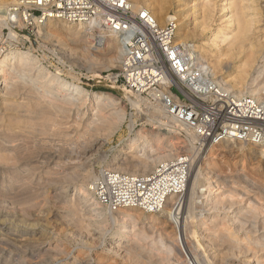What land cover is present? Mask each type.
I'll return each instance as SVG.
<instances>
[{
    "label": "bare ground",
    "instance_id": "6f19581e",
    "mask_svg": "<svg viewBox=\"0 0 264 264\" xmlns=\"http://www.w3.org/2000/svg\"><path fill=\"white\" fill-rule=\"evenodd\" d=\"M15 1L16 0H12V2ZM129 1L135 9H149L156 16L158 24L160 25L163 24L159 21L158 15H161L166 22L175 20L177 25L175 42L181 44L184 54L193 58V60L196 59L200 67L214 77L223 89L233 93L235 96L250 95L256 100L264 103V41L260 43L251 42L249 51L245 55L241 54L246 51L242 49V45L244 44L241 42L237 44V40L242 41L239 37L235 39V43L232 44L233 46L214 50L212 48L219 45L221 40L224 42L228 39V36H225L224 28H220L212 39H208L206 44H189L188 38L191 36V29L188 28V25H183L182 23L183 13L180 5L183 0H176L177 5L174 13L169 12L171 6L170 0ZM242 24L244 25V23H241L240 28L243 29L245 33L249 29V23L244 25L247 31H245ZM3 25H5V23H1L0 32ZM37 32L38 35L40 34L45 40L55 38L65 52L77 56L79 60L78 63L83 64V66L85 65L88 71L93 72L95 75L100 74L104 69L119 66L122 60L123 47L120 37L103 28L94 29L81 23H70L55 18H49L44 24L38 27ZM10 35L16 37L17 41L23 40V37L19 35L17 31L11 30ZM222 36L223 38H221ZM239 44L242 45L238 46ZM34 50L35 48L33 46L29 47L28 50L14 48L4 54L0 59V89H4L1 95L2 103H0V202L8 201L12 204H21L22 206V209L18 206L20 209L18 217L16 213L14 215L2 213V215H6L5 220L10 216V218L14 220L17 218H19L18 220L21 219L20 222L22 223L29 221V223L25 224H30V230H32L31 234L27 235L29 230L24 232L23 228L19 229L20 224H18V222L16 228L11 224L8 225L5 222H0V264H49L53 259L62 262L69 257H72L73 261L68 264H92L90 260H83L81 256L78 257L75 255L72 249L69 250L70 247L68 248L66 246L67 243H62L63 245L61 243H56L54 245L46 243L47 240L43 243L42 241L46 237H43L41 232L39 233L41 236L37 237V235H39L37 234L38 227H40L39 229L43 228V230L44 228L51 229L49 224H52L53 221H51V218L54 216H49L50 214L48 212V215L44 214V216H42L43 211L41 208V211L34 212L33 210H35V208L32 207L36 206L38 203L35 202V205H33V203L35 200L39 201L38 198L34 197L35 195L32 196L35 192L31 191L33 193L30 195L29 193L22 195L20 191L21 189L27 190L29 188V181L32 180H30V177H32L31 174H34L31 173L33 172L31 171V162L37 163L45 159L49 161V159L53 158L55 155L54 152H51L53 149L56 152L61 150L62 152L65 150L69 151L70 155L73 156V152L78 148L76 145L78 146L82 141L78 142L79 137L75 131L70 130L69 132L65 130V128L74 124L70 126H68V124L64 127V123L66 124V122L63 121L71 117V110L73 107L80 106L81 103H83L81 101L82 99L84 102L85 99H88L95 104L93 113L91 112L93 120L89 121V119L87 124L88 131L94 132L100 127L98 126L100 124L108 129H117L125 120V106H118L120 100L115 93L102 90L89 92L80 84L79 77H77L72 70L70 72L71 76H68L71 80L66 78L67 76H62V70L57 72L49 70L40 62L39 58L34 54ZM237 50H239V52H237ZM228 56H231L235 60L236 64L233 67V71L228 74L227 78L226 76L218 78V72L222 69L224 58ZM65 57L70 61L73 58L70 59L68 55ZM256 62L257 67H255L256 69L253 71ZM22 93L25 95L22 101L21 99H19L20 101L14 99L18 95H22ZM123 94L126 96L131 106L136 109V117H147L146 121L150 122L153 128L145 129L144 126H142L139 130L135 131L137 119L132 116L127 125L130 129V135L121 140V148L112 157L108 155L101 157L100 162L105 166V169H113L133 175H145L157 172L161 165H165L168 162L181 159V157L187 158L190 162L191 176L184 194L182 220L180 221V235L177 226L174 225L175 232L173 231V239L176 241V244L165 239L160 231V233L157 234V230L163 227L165 219L171 221L172 224L174 223L173 208L177 196H169L162 208L158 211L144 210L140 207H126L118 211L108 212V209L94 198L90 190L91 184L96 180L100 171L103 170L101 168L98 174L94 170H88L83 174V182L77 189L82 192V196L79 197L78 200L70 199L71 201L65 204L63 203L64 208H66V220L60 224L63 226V228L60 226V234L68 239L84 242V229L88 232L87 234L89 237L95 236L94 233H91L92 226L94 225L93 222H110L115 226V230L108 238L110 240L107 239V247L110 251L115 252L122 258L130 259L132 264H163V259H166L164 258L165 255L171 258L172 256L170 255L174 254L179 260L183 259L180 258L183 252L189 255L187 264H205V262H209V264H225L232 256H247L250 249H255V247L253 245H248V247L245 248L239 244L238 246L240 247L236 246L235 243H239L240 240L238 242L234 241V243L235 234L227 229L225 225L219 226V224H216V229L213 230L211 237H205L206 239L203 244L207 246L206 249H208V251L213 252V256H207L206 260L202 259L200 251L194 250V246L191 247L192 243L189 244L191 247L190 251L194 250V254L191 256L188 253L189 248L185 246L184 236L185 239H190L194 235H197V232L193 231L195 221L197 220V227L201 228L206 223V220L209 219V217H206L203 213H198L199 215H197V198L204 197L207 202L210 201V206L208 205L210 209L214 206V208H216L217 202L222 198L220 196L226 193V191H229L226 187L228 188L230 183L238 182L235 180L236 178L232 180H224L222 178L221 180L222 176L218 172L222 171L220 172L222 174L226 164H221L217 169L214 168L213 163L218 159V155L220 154L218 153L219 148H215L216 144H233L240 151L243 150L244 146L250 148V150H252L251 154L254 157V162L251 161L252 165L258 164L261 158H264V148L236 139H225L218 143L207 142L201 144L198 136L193 130L170 117L162 106L147 102L142 97L130 94L125 90ZM76 114L74 115L76 116ZM79 117L80 120H82V117ZM76 118H78V116ZM76 123H78V121ZM51 131L57 132L56 134L61 138L59 139L62 141V146L58 144L59 141L57 142V140L54 146L53 144L51 147L47 146L52 138L48 140V137L46 139L45 136ZM134 131L135 133L132 135L131 133ZM31 133L32 135H30ZM182 134L187 135L186 139H184L185 151H183V149L180 150L182 147L178 146V140H175L177 136L179 137V135ZM86 140L87 139H85V143L88 141ZM89 142L86 144L90 145L93 141L91 140V143ZM91 147L87 146L84 148V153L86 154ZM54 160L59 161L60 159ZM72 161L73 159L69 162L67 161V163L72 164ZM63 164L65 167L66 161L65 163L63 162ZM216 165H218V163ZM55 166L58 168L57 165ZM55 166L53 167L56 168ZM71 167L72 168H69L71 171L68 169L63 171L60 170L61 172L58 173L56 172L57 176L62 175L69 179L76 177L78 174L76 170L78 169H76L75 166ZM51 168L52 167L49 169L51 170ZM50 170H48V172H50ZM253 174L249 173V171H238L233 175L239 180L243 179L251 183L254 188L252 191H261L262 185L258 182L260 179L257 181L255 179L256 176ZM52 175L53 179H57L55 174ZM54 176H56V178H54ZM219 182L222 183L221 186L224 185L221 190L220 187H218ZM224 182H229V184H223ZM16 186L19 188L17 189L18 191L16 190ZM238 186L242 190L248 189V185L241 184L240 182ZM236 187L230 188L236 191L238 190ZM37 188L38 186L35 189ZM263 188L262 190H264ZM31 189L33 188L31 187ZM250 189L252 188L249 187L248 191H250ZM38 191L40 192L41 189ZM188 195L190 197L189 199H191L190 202H187L188 200L186 201ZM41 197L44 199L46 196H39V198ZM257 202H254L253 205H256ZM82 204L90 208L86 210ZM250 204H252V202ZM254 208L259 209V207L253 206V209ZM34 215L39 218L32 219L31 217H34ZM56 216L55 219H57ZM31 219L34 222H31ZM0 220H2V218ZM183 225L184 236L182 232ZM254 226L256 228V224ZM224 228L229 230L230 236L234 234L233 239L230 237L232 241L229 239V236H226L227 233H222ZM255 230L256 232L258 231V229ZM256 232L254 231L253 233ZM258 237V240L255 239V241H258L256 244L260 243L258 244L260 245L259 251H264V230ZM99 238L100 236L94 237L92 240L93 243ZM91 239H89L90 242H92ZM86 242L87 241L84 243ZM187 242L190 241L187 240ZM157 251L160 254L158 255L163 259L161 258L160 260L154 257L155 254V256H157ZM203 252L206 253L204 249ZM179 255L181 256L179 257ZM242 259L244 261V258H241V260ZM170 260H172V258ZM255 261L251 264H264V255L258 256L257 262ZM107 262L108 259L104 260L102 263ZM182 263V261H178L176 264Z\"/></svg>",
    "mask_w": 264,
    "mask_h": 264
},
{
    "label": "built area",
    "instance_id": "2783aa9c",
    "mask_svg": "<svg viewBox=\"0 0 264 264\" xmlns=\"http://www.w3.org/2000/svg\"><path fill=\"white\" fill-rule=\"evenodd\" d=\"M49 18L106 29L120 37L123 47L120 65L95 75L76 72L64 53L37 44L34 53L49 70H62V76L72 70L87 86L125 90L160 105L193 130L201 144L236 139L264 148L263 105L250 95L226 91L196 60L186 56L182 45L175 42V20L160 25L149 9H135L129 0H0V25L5 23L0 32V59L14 48L26 49L28 43L37 42V29ZM11 30L24 42L11 36ZM158 169L133 175L106 168L90 190L109 211L126 207L158 211L169 196L176 195L173 224L180 235L190 162L181 157Z\"/></svg>",
    "mask_w": 264,
    "mask_h": 264
},
{
    "label": "rangeland",
    "instance_id": "374dc122",
    "mask_svg": "<svg viewBox=\"0 0 264 264\" xmlns=\"http://www.w3.org/2000/svg\"><path fill=\"white\" fill-rule=\"evenodd\" d=\"M10 1H12V0H10ZM170 3H171V6L169 8V12L174 13V10H175L176 5H177V1L176 0H170ZM235 3H236V5H235ZM180 7H181V11L183 13L182 23H183V25H185V24L188 25V28L191 29V36L188 38L189 44H192V43H194V44H199V43L206 44L208 39L209 38L212 39L214 37V35L216 34L217 30L220 28H224L225 36H228V39L224 42L221 40L219 45L212 48L214 50H218L220 48H228V47L233 46L232 44L235 43V39L236 38L238 39V37H239V39H241L242 41L237 40V44L239 42L244 44V45L239 44L238 46L242 45V49L246 50L243 53H241L242 55H245L249 51V47H250L251 42L260 43V42L264 41V0H183ZM158 19L161 22V24H163V25L167 23L165 21V19L161 17V15H158ZM241 23H244V25L249 23L248 31H247V29H245L244 25L242 24L245 31H247V32L244 33V30L240 28ZM221 38H223V36ZM177 41H179V40H177ZM37 44H39V45L43 44V46L47 45L48 47H51L53 49L55 47L56 50H59L60 52L64 53L65 56L68 55L70 59L73 57L70 61L73 65L72 64H70V65L75 67L76 72L84 71V70L88 71V68H86L85 65L83 66V64L78 63L79 60H78L77 56L70 55L69 53L65 52V50L61 47V45L56 41L55 38L50 39V40H45L39 34V37L37 38V42L33 41V45H30V43H28L26 45V49H21V48H18V49L28 50L29 47H32V46L36 47ZM237 52H239V50H237ZM66 53H67V55H66ZM66 59H68V58H66ZM194 60H196V59H194ZM235 64L236 63H235L234 58H232L231 56L225 57L224 63L222 65V69H220V71L218 72V78H221L224 76H226V78H227L228 74L231 71H233V67L235 66ZM256 64H257V62L255 63V65ZM43 65L46 67L45 64H43ZM115 67H110V68H107L104 70L107 71V70L115 68ZM255 67H257V65L254 66L253 71H255V69H256ZM104 70H102V71H104ZM53 72H56V71H53ZM91 73H93V72H91ZM65 74H66V76H69L71 73L69 71H65ZM74 74L77 77H79V73H74ZM66 78L70 79V77H66ZM80 84L84 88H86L89 92L90 91L91 92L92 91H100V90L111 92L110 90H105L102 87L97 86V85L92 86L93 85L92 83H88L90 85L87 86V81H84V83H83L84 85L82 84V82H80ZM1 89H0V103H2L1 95L4 92V89H2V90ZM118 90L119 91H117V92L115 91L112 93H115L119 97L120 101L118 103V106H121V107H122V105L125 106L124 107L125 108V120L119 125L120 128L118 127L117 129H114V128L108 129L104 125L102 126V124H100V125H98L100 127L96 129V132L88 131L87 124L89 121L93 120L92 119L93 116H92L91 112L93 113V108L95 107V104L90 102L88 99H85V102L82 99L81 101L84 104L81 103V105L83 104L82 106L80 105V106L73 107V109L71 110L72 111L71 117L68 119L66 118V120H64L63 122H66V124L64 123V127H65V125H68V124H69L68 126H70L71 124H74V125H71L70 127L66 126L69 129L65 128V130L69 131V132H70V130L75 131L78 134L77 136L79 137L78 138L79 141L78 140L77 141L83 142V140H84V142H83L84 144L82 142H81V144H83V145L77 143L78 146L76 145V147H78V148H76V150L73 152L74 153L73 156L70 155L69 151L65 150L62 152V150H61L59 152H56L53 149V150H51V152H54L55 155L53 158L49 159V161H47L48 159H45L46 161L44 159H41V160H44L45 162L44 161H38L37 163L34 162L36 164L31 162V164H30L31 171H33L31 173H34V174L33 175L31 174V176L33 178L30 177V180L31 179L32 180L29 181L30 184L29 183L28 184L33 189H31V187L28 185V187H29L28 189L30 191L27 189L28 190V192H27L26 189L25 190L21 189V191H24L25 194H24V192L20 191V193L22 195H26L28 193L30 195L33 192L36 193V194L35 193L32 194V196L35 195L34 197L38 198V200H39V201L35 200L33 203V205L38 203L36 206L32 207V208H35V210H33L34 212L41 211V209H42V211H43L42 216H44V214L46 215L47 212L50 214L49 216H52V215L54 216L51 218V221H53L52 224L51 225L49 224V226L51 228L50 230H49V228L48 229L44 228V230H43V228L39 229L40 227L37 228V234H39L41 232V235H43V237L44 236L46 237V238H44V240L42 242L44 243V241L47 240L46 243H49V244L51 243L54 245L56 243H61V244L67 243L66 246L68 248L70 247L69 250L72 249V251L75 252V255H77L78 257L81 256L82 258L81 257L80 258L83 260L84 259L90 260L92 264H132V262L130 259L122 258L121 256L117 255L115 252L110 251L109 248L107 247V242H108V240H110L108 238L110 237V235L115 230V228H114L115 226L110 222H107V223L106 222L105 223H101V222L99 223V221H98V223L93 222L94 225L92 226L91 233H94L95 236H92V237H89L87 234L88 232H86V230L84 229V232H83L84 235L83 236L85 237L84 242L87 241L86 243H84L83 241L81 242V241H74L72 239H68L64 235L60 234L61 227L63 228V226L60 224L66 220V217H65L66 216V208H64L63 203L65 204L66 202L71 201L72 199L78 200V198L82 196L81 195L82 192L77 190V189L79 186H81V184L83 182L82 181L83 180L82 179L83 174H85L88 170H94L98 174V172L101 169H105L104 168L105 166L100 162L101 157H103L105 155L112 157L121 148V146H122L121 140L124 138H127L130 135V129L127 125L129 124L130 118L132 116H134V118L137 119L135 131L139 130L142 126H144L145 129H152L153 128L152 124L150 122L146 121L147 117H145V116L136 117V109L133 108L131 106V104L127 101L126 96L123 94V90H121V89H118ZM23 91H25V90H23ZM23 93H25V92H23ZM23 93H22V95L20 94L17 97H15L14 99H16L18 101H20L19 99H21V101H22L24 99L23 97L25 96ZM259 102L264 106L263 102H261V101H259ZM84 113H85L86 117H85ZM74 114H76V116ZM73 116H74V118H73ZM77 116H78V118H76ZM79 116L82 117L81 119L83 121L80 120ZM75 119H77V120H75ZM73 120H75V121H73ZM68 121H70V122L73 121V122L70 123ZM77 121H78V123H76ZM144 121H146V122H144ZM135 131L132 132L131 134L133 135L135 133ZM51 132H53V133H51ZM51 132H50L51 134L49 133V134H47L48 136L47 135L45 136L46 139L48 137V140L52 138L50 140V143L51 142L52 143L51 144L49 143V145H47V146L51 147L52 144L54 146V144H56L58 141H59L58 144L60 146H62L61 145L62 141L60 140L61 138L59 137L58 134H56L57 132H55V131H51ZM75 132H72V133H75ZM30 135H32V133ZM55 136H56V138H55ZM186 136L187 135L182 134V135H179V137L177 136V138H175V140L176 139L178 140V141L176 140L177 145L182 147L180 150L183 149V151H185L184 149H186V148H184V146H185V142H184L185 140L184 139H186ZM80 138H81V140H80ZM85 139L88 140V141L86 140L87 141L86 143H88L89 141H90L89 143H91V140L93 141L90 144L92 147L89 144L85 143ZM56 140H57V142H56ZM84 145H85V147H84ZM87 146L91 147V148L85 154L84 148H86ZM216 146H215V148H219L218 153H220V154L218 155V159H216L213 163L214 168L217 169V168H219V166L221 164H226V167L223 169V173L222 174L220 173L222 171L218 172L222 176L221 180H222V178L224 180H232V179L236 178L235 180H237L238 182L230 183V184H229V182L223 183V184H229V187L228 188L226 187V189H228L229 191H226V193H224L223 195L220 196V197H222L221 198L222 200L220 199L219 202H217L216 208H214L215 207L214 206L212 209H210V207H209L210 201L207 202L204 197H198L197 198V202H198L197 208H196L197 215H199L198 213H200V214L203 213V214H205L206 217H209V219L206 220V223L201 228L197 227L198 226L197 222H196L197 220L195 221L193 231L197 232V235H194L190 239H185L184 225L182 226V232H183V236H184L185 246H186V248H189L188 253L191 256H193L194 250H196L198 252L200 251L202 259L206 260L207 256H210V257L213 256V252L208 251V249H206L207 246H205V244H203L205 239L208 236L211 237L213 230L216 229L215 228L216 224H219V226L225 225L227 229H229L231 232H233L235 234V238H234V234L230 236L229 230H227L225 228L222 231V233H224V232H225L224 234L227 233L226 236H229V239H230V237H231V239L234 238L233 242L234 241L238 242L240 240L239 243L234 242L236 246H238V244H239L245 248H247L248 245H253L255 247V249H253V248L250 249L247 256H243V255H238L235 257L232 256L231 258H229L228 261L225 262V264H251L255 260H256L255 262H257L258 256L264 255V251H259L260 245H258V244H260V243L256 244V242H258V241H255V239L256 240L259 239V237H258L259 234H261L262 231L264 230V208H263L264 206H261V205H264V193H263L264 190H262V188L264 187V158H261V160L258 164L252 165L251 161L254 162L253 161L254 157L251 154L252 150H250V148L244 146L243 150L240 151L233 144H226V145L216 144ZM78 149H79V151L80 150L81 151L79 152ZM187 153H189V152H187ZM54 159H60V160L58 161V160H54ZM71 159H73L72 164L67 163V161L69 162V161H71ZM75 160H76V162H75ZM257 160H259V159H257ZM65 161H66V164H68V165L65 164V167H64L63 162L65 163ZM78 161H79V163H78ZM74 162H75V164H74ZM215 163L216 164L218 163V165H216ZM34 165H36V166H34ZM55 165H57V166L59 165L60 167L58 166V168H57ZM49 166L52 167L51 170H53V171H51L49 169L50 168ZM53 166H55L56 168H54ZM71 166H75V168L78 169V170L75 169L78 173L76 177L69 179V178L63 177L62 175L57 176L58 172H61L63 170H68L69 168H72ZM34 169H35V171H34ZM48 170H50V172H48ZM238 171L239 172H248L249 171V173H252V174L254 173L253 175L256 176V178L255 177L254 178L257 181L260 179L258 182L262 185L261 191H258V192L255 191L258 193V195H257V193L252 191L254 188L252 187L251 183H248L243 179L239 180V179H237V177L235 175H233V174L237 173ZM52 174H55L57 176V179H53ZM48 176H49V179H48ZM56 176H54V178H56ZM58 177L59 178L61 177V178L59 179ZM239 182L241 184L248 185V189L242 190L238 186ZM221 185H222V183L219 182L218 187H220V190L224 186V185L223 186H221ZM37 186H38V188L35 189ZM39 187L41 189L40 192L38 191V190H40ZM230 187H232V188L236 187V188H238V190H236V191L232 190V188H230ZM249 187L252 188V189H250V191H248ZM17 189H19V188H17V186H16V190ZM31 191H33V192H31ZM39 193H40V195H39ZM39 196H44V197L46 196L45 197L46 199L45 198L43 199V197L39 198ZM47 197H48V199H47ZM189 198L190 197L188 195V198L186 199V201L188 200L187 202H190L191 199H189ZM251 202H252V204H250ZM254 202H257L256 205H253ZM257 204L260 206H258ZM82 205H84V204H82ZM200 205H202V206H200ZM18 206L20 207V209H22L21 204H18V203L12 204L11 202H8V201L2 202V203L0 202V210H1L0 211V219L2 218V220H0V222L1 223L5 222L8 225L11 224L14 228L17 227V222H18V224H20L19 229L23 228L24 232L29 230L27 235H30L32 232V230H30L31 226H29L30 224H25V223H29V221L22 223V222H20L21 219L18 220L19 218H17L16 220H14L13 218H10V216H8L7 220H5L6 215H2V213H4V214L6 213L7 215L9 213H10V215H14L16 213V216L18 217L19 213H20V209ZM253 206L259 207V209L261 207L262 208L259 211V209H256V208L253 209ZM10 207H11V209H10ZM83 207L86 208V210L88 208H90L88 206L85 207V205ZM38 208H39V210H38ZM47 210H49V211H47ZM255 211H257V212H255ZM108 212H110V211L108 210ZM62 213H64V214H62ZM55 216L57 219H55ZM37 217H35V215H34V217L32 216L31 218L36 219ZM40 217H41V215H40ZM32 219L30 221L34 222ZM40 223H41V221H40ZM255 224H256V228L254 226ZM105 228L107 231L105 230ZM57 229L58 230L60 229V230L58 231ZM255 229H258V231L256 232ZM252 230H254L256 233H253L254 231H252ZM159 231L163 234V237L165 239H167L168 241L170 240L176 244V241L173 239V233L175 232L174 224H172L171 221H168L165 219L163 227L159 228L157 230V234L160 233ZM97 233H98V235H97ZM47 234H48V236H47ZM41 235L39 234V235H37V237L41 236ZM99 236L101 239L99 238L98 240L95 241V243H93V241H92L93 238L99 237ZM88 238L89 239L92 238L91 239L92 242H90V240ZM187 240L190 242H187ZM189 244H191V247L194 246L193 248H195L193 251L191 250L192 253L190 251L191 247ZM238 247H240V246H238ZM203 249L205 250L206 253L203 252ZM261 252H263V253H261ZM158 254L159 253L157 251V256H155L156 255L155 254L154 257L156 259L161 260L162 257L159 256L160 254L159 255ZM185 254H186V256H185ZM183 255L182 256L179 255V257L181 256L180 258H183V259H179V260L177 259L176 255H174V254L170 255V256H172L171 257L172 260H170L171 258H168V256L165 255L164 258H166V259L168 258V259L166 261V259L162 258L163 264H176V263H178V261H182L183 262L182 264H187V261L189 259V255H187L186 252H183ZM60 258H61V256H60ZM241 258H244V261H243V259L241 260ZM106 259H108V262L102 263ZM72 261H73L72 257H69L68 259H64L62 262L59 260L53 259V260H51V262H49V264H59V263L68 264V263H72ZM230 261H231V263H230ZM205 264H209V262H207V263L205 262Z\"/></svg>",
    "mask_w": 264,
    "mask_h": 264
}]
</instances>
